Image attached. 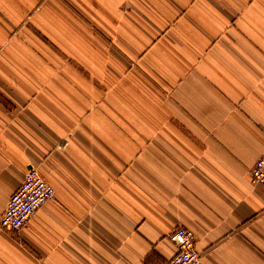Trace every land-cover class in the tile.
Returning <instances> with one entry per match:
<instances>
[{"label":"crops","instance_id":"crops-1","mask_svg":"<svg viewBox=\"0 0 264 264\" xmlns=\"http://www.w3.org/2000/svg\"><path fill=\"white\" fill-rule=\"evenodd\" d=\"M263 154L264 0H0V264H264Z\"/></svg>","mask_w":264,"mask_h":264},{"label":"built area","instance_id":"built-area-1","mask_svg":"<svg viewBox=\"0 0 264 264\" xmlns=\"http://www.w3.org/2000/svg\"><path fill=\"white\" fill-rule=\"evenodd\" d=\"M250 178L254 184L264 183V154L257 159ZM55 194L53 184L38 170H28L21 185L9 198L1 219L2 228L20 231ZM170 238L178 246V252L168 264H202V256L196 249L194 230L179 227L171 233Z\"/></svg>","mask_w":264,"mask_h":264},{"label":"rangeland","instance_id":"rangeland-1","mask_svg":"<svg viewBox=\"0 0 264 264\" xmlns=\"http://www.w3.org/2000/svg\"><path fill=\"white\" fill-rule=\"evenodd\" d=\"M139 72H140L139 70L133 71V77H134V79L137 82V87L138 88H140V84H141L140 77H139ZM117 77L122 78L119 75H117ZM147 84H148V86H150L151 84L154 85V81L153 80L151 81L150 79H148ZM148 118H149L150 121H152V124H155L154 115L148 114Z\"/></svg>","mask_w":264,"mask_h":264}]
</instances>
